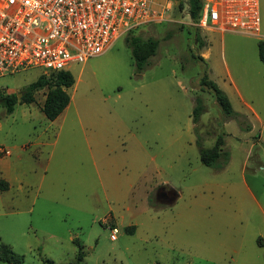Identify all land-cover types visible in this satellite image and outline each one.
<instances>
[{"label":"rangeland","instance_id":"obj_1","mask_svg":"<svg viewBox=\"0 0 264 264\" xmlns=\"http://www.w3.org/2000/svg\"><path fill=\"white\" fill-rule=\"evenodd\" d=\"M132 34L159 42L149 64L138 72L120 37L70 65V102L55 120L41 112L47 88L10 114L0 106V246L21 264H264V195L261 210L244 186L264 192L256 41L196 28L186 0ZM44 73L1 76L0 93L19 100ZM204 77L233 116L222 114ZM196 99L202 113L193 124ZM218 136L226 161L205 167L197 144L211 148ZM160 188L172 190L168 199H157Z\"/></svg>","mask_w":264,"mask_h":264},{"label":"built area","instance_id":"obj_2","mask_svg":"<svg viewBox=\"0 0 264 264\" xmlns=\"http://www.w3.org/2000/svg\"><path fill=\"white\" fill-rule=\"evenodd\" d=\"M172 1L0 0V77L31 68L67 71L101 56L120 37L161 21ZM193 24L200 30L258 36L259 0H202ZM110 231L114 241L117 230Z\"/></svg>","mask_w":264,"mask_h":264},{"label":"trees","instance_id":"obj_3","mask_svg":"<svg viewBox=\"0 0 264 264\" xmlns=\"http://www.w3.org/2000/svg\"><path fill=\"white\" fill-rule=\"evenodd\" d=\"M188 7V16L193 23L197 22L202 9V0H186ZM181 6V4L179 5ZM199 40V39H197ZM125 42L131 50L132 59L134 61L135 69L140 72L148 64L149 59L155 56L159 42L155 39H142L133 34L125 38ZM202 46V43L200 44ZM258 58L264 64V41L258 42ZM74 84V78L67 71L50 72L42 74L34 83L29 85L22 91L21 98L18 100V94L0 93V106L4 107L8 114L13 112L14 106L17 103L29 104L34 101L33 94L41 89L47 88L45 98L41 107V112L50 121L55 120L68 106L70 97L67 90ZM201 84L210 89L213 96L226 118L234 115L230 101L226 94L221 91L216 84L207 80L205 77L201 80ZM196 105L192 109V122L197 123L198 118L202 113L201 100H195ZM199 159L205 167H215L218 163L226 161V153L222 151L224 141L221 136H218L213 147L205 149L198 143ZM5 183L0 182V188H4ZM258 245L263 246L261 240L258 239ZM81 251L77 254V262L82 260ZM0 262L6 264H21L22 258L16 256L12 250L6 245L0 246Z\"/></svg>","mask_w":264,"mask_h":264},{"label":"crops","instance_id":"obj_4","mask_svg":"<svg viewBox=\"0 0 264 264\" xmlns=\"http://www.w3.org/2000/svg\"><path fill=\"white\" fill-rule=\"evenodd\" d=\"M259 9H260V30H259L258 36H246V35H244L247 38H253L256 41V47L258 45V42L264 41V0H259ZM204 31H208V30H204ZM208 32L211 33V34L220 33V32H218L216 30H209ZM220 34L224 35V33H220ZM257 54H258V49H257ZM258 60H259V58H258ZM259 62H260V60H259ZM262 65L264 66V64H262ZM262 78H263V82H264V68L262 69ZM244 186H245V189H246L250 199L258 206L259 209L262 210L261 205H260V201L261 200H259V199H261L263 197L264 192L260 193V195L257 197L249 189V187H247L245 184H244ZM260 196H261V198H260ZM261 243H262V241H261ZM263 246H264V244H263Z\"/></svg>","mask_w":264,"mask_h":264},{"label":"flooded vegetation","instance_id":"obj_5","mask_svg":"<svg viewBox=\"0 0 264 264\" xmlns=\"http://www.w3.org/2000/svg\"><path fill=\"white\" fill-rule=\"evenodd\" d=\"M172 192V190H167L165 188H160L157 192V199H168L169 198V194Z\"/></svg>","mask_w":264,"mask_h":264},{"label":"water","instance_id":"obj_6","mask_svg":"<svg viewBox=\"0 0 264 264\" xmlns=\"http://www.w3.org/2000/svg\"><path fill=\"white\" fill-rule=\"evenodd\" d=\"M20 95H18V97H19Z\"/></svg>","mask_w":264,"mask_h":264}]
</instances>
